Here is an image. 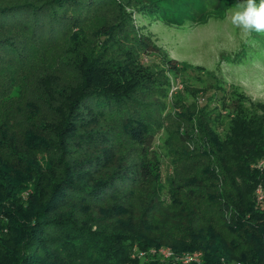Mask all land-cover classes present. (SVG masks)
Instances as JSON below:
<instances>
[{
  "label": "trees",
  "instance_id": "1",
  "mask_svg": "<svg viewBox=\"0 0 264 264\" xmlns=\"http://www.w3.org/2000/svg\"><path fill=\"white\" fill-rule=\"evenodd\" d=\"M199 1L0 5V27L13 24L39 38L106 11L93 46L79 52L69 43L60 66L44 74L45 96L36 98L45 106L33 104L21 142L14 131L0 137V264H172L150 252L162 246L178 255L200 251V262L188 264H264V208L255 200L264 184V164L257 165L264 103L247 105L236 92L224 137L193 106L162 116L164 69L140 61L159 48L137 32L125 7L180 25L204 12ZM216 3L211 13L219 12ZM5 37L0 52L16 54ZM165 63L178 73L175 59ZM165 122L174 175L164 205L151 145ZM134 247L145 255L131 257Z\"/></svg>",
  "mask_w": 264,
  "mask_h": 264
},
{
  "label": "rangeland",
  "instance_id": "2",
  "mask_svg": "<svg viewBox=\"0 0 264 264\" xmlns=\"http://www.w3.org/2000/svg\"><path fill=\"white\" fill-rule=\"evenodd\" d=\"M22 1L0 0V5ZM217 1L196 2L204 12L198 10L195 19L186 18L180 25L167 24L144 12L140 6L125 7L131 12L137 32L147 36L159 48L154 53L142 55L140 61L151 69H164L167 83L165 78L162 83L166 94L159 95V102L164 105L162 116L170 114L174 117L182 111V106H193L205 120L210 119L214 131L224 137L233 114L236 92L244 97L247 105L249 102L264 103V33L253 32L248 36L231 24L230 10L238 0H221L219 12L211 13ZM103 13L106 11L92 19L95 22H71L69 28L65 23L55 33L58 35L48 34L52 37L46 35L45 30L40 38L31 36L9 23L0 27V38L7 36L5 38L10 43L13 40L18 49L16 54L0 52V137L14 131L21 142L23 130L33 113V104L45 106L36 98L45 96L44 74L55 72V65L60 66L59 58L72 44L78 45L79 52L93 46L98 28L104 21L100 22ZM65 15L68 21L70 13ZM75 36L79 37L80 43H73ZM83 57H77V62L81 63ZM166 58L178 62V73L165 67ZM168 126L165 122L160 127L151 145L160 161L159 182L164 205L169 201L166 194L168 177L174 175L172 156L168 151L171 144ZM140 251L134 247L130 256L138 257Z\"/></svg>",
  "mask_w": 264,
  "mask_h": 264
},
{
  "label": "clouds",
  "instance_id": "3",
  "mask_svg": "<svg viewBox=\"0 0 264 264\" xmlns=\"http://www.w3.org/2000/svg\"><path fill=\"white\" fill-rule=\"evenodd\" d=\"M230 21L244 34L264 33V0H238L230 10Z\"/></svg>",
  "mask_w": 264,
  "mask_h": 264
},
{
  "label": "built area",
  "instance_id": "4",
  "mask_svg": "<svg viewBox=\"0 0 264 264\" xmlns=\"http://www.w3.org/2000/svg\"><path fill=\"white\" fill-rule=\"evenodd\" d=\"M264 164V158L258 161V166ZM255 200L256 203L264 208V184H259L255 189ZM150 252L161 255L163 258H169L172 260V264H188L190 262H200L201 252L193 251V252H185L183 254H176L173 250L168 246H162L159 248H151ZM145 255V251H140L138 257H143Z\"/></svg>",
  "mask_w": 264,
  "mask_h": 264
}]
</instances>
